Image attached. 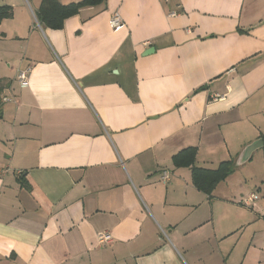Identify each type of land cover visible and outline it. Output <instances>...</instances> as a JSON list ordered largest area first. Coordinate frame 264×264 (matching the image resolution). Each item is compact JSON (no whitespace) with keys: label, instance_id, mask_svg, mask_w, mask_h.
<instances>
[{"label":"crops","instance_id":"crops-1","mask_svg":"<svg viewBox=\"0 0 264 264\" xmlns=\"http://www.w3.org/2000/svg\"><path fill=\"white\" fill-rule=\"evenodd\" d=\"M39 3L0 0V264H264L263 146L239 162L264 136V0H105L59 29ZM186 147L233 160L210 195Z\"/></svg>","mask_w":264,"mask_h":264},{"label":"trees","instance_id":"trees-1","mask_svg":"<svg viewBox=\"0 0 264 264\" xmlns=\"http://www.w3.org/2000/svg\"><path fill=\"white\" fill-rule=\"evenodd\" d=\"M104 1L105 0H80L62 4L58 0H40L39 6L35 11V16L41 26L59 29L62 27L65 19L77 14L82 7L99 5ZM10 14V7H0V21L10 16ZM262 141L264 170V136L262 137ZM195 155V147H186L176 153L172 157V161L176 167H190L193 185L205 194L210 195L217 183L224 180L233 171L234 162L233 160H224L221 161L216 168L209 169L195 166Z\"/></svg>","mask_w":264,"mask_h":264},{"label":"built area","instance_id":"built-area-1","mask_svg":"<svg viewBox=\"0 0 264 264\" xmlns=\"http://www.w3.org/2000/svg\"><path fill=\"white\" fill-rule=\"evenodd\" d=\"M109 25L110 27L116 31L121 29L124 26V22L121 18V15L119 14L118 11H114L109 19ZM17 81L20 86H25L28 84V70H21L17 74ZM218 95L216 94L215 97ZM161 179L163 181H166L168 179V172L163 171L161 174ZM255 198V194H250L249 197L247 198L249 201L253 200ZM111 235L108 232H102L98 235V241L99 242H106L110 240Z\"/></svg>","mask_w":264,"mask_h":264},{"label":"water","instance_id":"water-1","mask_svg":"<svg viewBox=\"0 0 264 264\" xmlns=\"http://www.w3.org/2000/svg\"><path fill=\"white\" fill-rule=\"evenodd\" d=\"M204 88H206V86H204ZM263 146V141L262 139H257L256 141L252 142L251 144H249L248 146H246L244 148V150L242 151V153L240 154L239 157V162H243L245 160H247L250 156V154L257 148Z\"/></svg>","mask_w":264,"mask_h":264},{"label":"rangeland","instance_id":"rangeland-1","mask_svg":"<svg viewBox=\"0 0 264 264\" xmlns=\"http://www.w3.org/2000/svg\"><path fill=\"white\" fill-rule=\"evenodd\" d=\"M262 149H260V153L262 154ZM263 156V154H262ZM260 157L259 155V151H257L255 153V155L253 156V161H252V167L255 169V173L257 172H263V157ZM249 185V184H248ZM262 187V186H261ZM257 188H254L253 187V192L255 193V195H259L261 193V190L260 191H257L256 190ZM257 193V194H256ZM260 196V195H259Z\"/></svg>","mask_w":264,"mask_h":264}]
</instances>
